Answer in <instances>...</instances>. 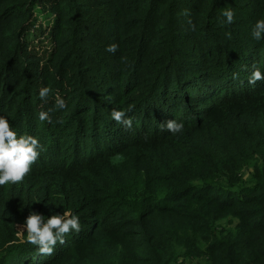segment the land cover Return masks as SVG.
Masks as SVG:
<instances>
[{
	"label": "trees",
	"instance_id": "16d2710c",
	"mask_svg": "<svg viewBox=\"0 0 264 264\" xmlns=\"http://www.w3.org/2000/svg\"><path fill=\"white\" fill-rule=\"evenodd\" d=\"M260 19L264 0H0V116L42 146L0 186V264H264ZM31 212L81 231L39 255Z\"/></svg>",
	"mask_w": 264,
	"mask_h": 264
},
{
	"label": "clouds",
	"instance_id": "9594fccd",
	"mask_svg": "<svg viewBox=\"0 0 264 264\" xmlns=\"http://www.w3.org/2000/svg\"><path fill=\"white\" fill-rule=\"evenodd\" d=\"M187 11L185 15H187ZM223 16L226 17V23L234 22V12L231 9H225ZM192 30H195V25L189 20ZM229 38L231 34L229 33ZM254 39L257 41L264 39V19L256 22L253 33ZM119 48L116 43L107 46L106 51L115 54ZM238 74L234 73L233 78H237ZM258 81H264V73L259 69H255L249 77L248 83L255 85ZM51 89L43 87L39 91V96L42 100H46ZM56 107L64 109L67 107L64 99L56 97ZM132 110V106L128 111ZM111 118L122 124L126 130L132 128V119L126 118V112L123 110L113 109ZM41 121L51 122V118L46 111L39 113ZM183 123H178L171 119L161 124L162 130H167L172 134L182 132ZM38 149L42 150L38 139L31 135H21L17 137V133L10 128L9 121L6 117L0 116V186L6 184H19L25 176L30 172L31 166L38 159ZM21 231L27 232V242L37 246L39 255H52L57 243L64 244L66 235L72 231L79 233L81 225L79 217L71 215L68 212L44 217L37 212H31L20 227Z\"/></svg>",
	"mask_w": 264,
	"mask_h": 264
},
{
	"label": "rangeland",
	"instance_id": "374dc122",
	"mask_svg": "<svg viewBox=\"0 0 264 264\" xmlns=\"http://www.w3.org/2000/svg\"><path fill=\"white\" fill-rule=\"evenodd\" d=\"M37 26H39V25H37ZM34 36V35H33ZM49 51L51 52L52 51V48L51 49H49ZM19 228V230H20V226L18 227ZM21 231V230H20ZM23 231H21V233H22Z\"/></svg>",
	"mask_w": 264,
	"mask_h": 264
}]
</instances>
